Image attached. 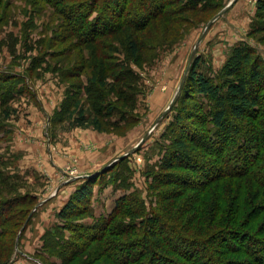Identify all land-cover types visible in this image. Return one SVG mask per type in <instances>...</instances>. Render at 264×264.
Here are the masks:
<instances>
[{"label":"trees","instance_id":"1","mask_svg":"<svg viewBox=\"0 0 264 264\" xmlns=\"http://www.w3.org/2000/svg\"><path fill=\"white\" fill-rule=\"evenodd\" d=\"M41 1L54 9L69 37L95 45L91 50L94 61L95 49H103L99 40L117 28L143 33L162 19L170 24L188 12L209 8L219 11L224 7L220 6L221 0ZM254 18L257 23L264 19V0H257ZM114 19L117 22L113 24ZM257 23L249 36L264 29V25L257 27ZM132 42L127 45L135 54L136 43ZM253 51L244 45L234 48L214 77L202 71L204 59H193L181 93L164 117L172 114L163 136L168 144L165 141L161 145L157 169L148 174V195L155 193L154 207L148 209L135 191L118 198L109 214L95 218L94 224L82 226L77 222L85 217L94 219L90 205L95 187H116L120 181V187L127 188L128 178L123 173L132 154L118 158L90 174V178L75 180V191L57 216L62 225L55 228L50 239V234L46 235L44 254L33 259L41 264H264V64ZM124 60H111L107 66L99 64L95 83L90 80L103 93L101 87L108 85L111 71L112 92L121 104L128 102L129 97L133 103V82L138 79L135 71L124 66ZM119 68L123 72H118ZM28 79L0 72V108L7 109L5 104L9 100L24 93V80ZM6 81L10 84L5 85ZM117 83H122L128 92L123 94L121 88L114 86ZM187 90L197 103L202 125L200 131L185 126L184 137L178 136L184 127L179 111ZM91 96L90 107L95 115L87 114L79 101L72 106L77 127L97 129L98 117L102 115L111 121L109 126L127 124L121 110L117 111V103L104 107L103 101L109 96ZM2 114L5 120L9 118L8 110ZM107 174L110 177L102 184ZM162 187L172 189L160 192ZM16 204L1 202L0 236L11 218L24 216L26 220L30 214L31 208L14 213ZM14 243L15 238L11 254L0 264H11L17 254ZM47 255L58 262L49 261Z\"/></svg>","mask_w":264,"mask_h":264},{"label":"rangeland","instance_id":"2","mask_svg":"<svg viewBox=\"0 0 264 264\" xmlns=\"http://www.w3.org/2000/svg\"><path fill=\"white\" fill-rule=\"evenodd\" d=\"M230 1L219 3L225 7ZM256 2L237 0L210 26L194 57L204 59L201 67L207 75L216 76L233 49L241 45L253 49L254 56L264 64V29L253 36L248 35L258 22H254ZM211 9L188 12L170 24L162 19L143 33L132 28H117L113 34L99 40L103 49H95L97 59L94 61L91 50L95 45L82 44L69 37L60 17L43 1L0 0V72L29 78L24 80L27 83V87H23L24 93L9 100L5 104L7 109L0 108V208L1 202L11 206L17 203L14 213L30 208L32 212L35 206L52 197L34 211L21 233L27 220L24 216H15L4 226L0 236V261H5L11 254L12 242L14 238L16 242L20 234L17 248L14 243L17 254L11 264H38L33 258L44 254L46 235L50 234V239L55 228L62 225L57 216L75 191V178L89 166L94 169L89 172L107 167L132 150L148 133L145 142L132 153L124 167L127 188L120 187V181L116 187L111 184L101 190L95 187L90 205L94 219L85 217L77 222L82 226L94 224L95 218L109 214L118 198L135 191L148 209L154 207L155 193L152 191V195H148V174L157 169L159 150L166 141L163 136L172 121V114L152 127L172 100L205 25L221 10ZM106 14L111 15L110 12ZM260 25H264V19L257 23V27ZM128 41L136 43L135 54L130 52ZM105 56L108 61H104ZM115 59L119 62L125 59L127 64L124 66L138 74V79L133 82L136 86L133 103L129 97L128 102L121 104L112 92L111 71L108 85L101 87L103 93L97 91V84H90V80L94 82L98 76L99 64L107 66ZM120 71L123 69L119 68ZM4 84L9 85L10 81ZM114 86L121 88L123 94L128 92L122 83ZM34 94L38 95L39 102ZM99 94L109 96L103 101L104 107L117 103V111L121 110L126 125L109 126L111 121L106 115L98 117L100 125L97 129L75 125L76 114L72 107L75 101H79L87 114L95 115L89 97ZM191 98L187 90L179 111L184 127L178 136L187 137L185 126L200 131L201 113ZM200 102L205 104L203 100ZM3 110H8L6 120ZM111 120H115L114 117ZM51 157L59 164L60 171L51 168L48 162ZM109 177L107 174L102 184ZM64 182L68 183L63 185ZM60 183L62 186L55 192ZM171 189L162 187L160 192ZM17 224L21 227L14 229ZM64 235L68 237L69 234L65 232ZM48 255L49 261H57Z\"/></svg>","mask_w":264,"mask_h":264},{"label":"water","instance_id":"3","mask_svg":"<svg viewBox=\"0 0 264 264\" xmlns=\"http://www.w3.org/2000/svg\"><path fill=\"white\" fill-rule=\"evenodd\" d=\"M237 0H231L225 7H223L216 15H214L213 16V18H211L208 22H207V24L205 25V27H204V29H203V31H202V33L200 34V36H199V38H198V40H197V42H196V44L193 46V48H192V51H191V53H190V56H189V59H188V61H187V64H186V67H185V69H184V72H183V76H182V78H181V80H180V82H179V85H178V87H177V89H176V92H175V94H174V96H173V98H172V100L170 101V103H169V105H168V107L166 108V110L161 114V116L156 120V122L154 123V125H153V127L152 128H154V127H156L157 125H158V123L169 113V111L171 110V108L175 105V103H176V101H177V99H178V97H179V95H180V93H181V90H182V87H183V84H184V81H185V78H186V75H187V73H188V70H189V68H190V66H191V64H192V62H193V59H194V57H195V54H196V52H197V49H198V47H199V45H200V43L202 42V40L204 39V37H205V35H206V33H207V31L209 30V28H210V26L217 20V19H219L220 17H222L228 10H229V8L236 2ZM149 134V133H148ZM148 134H146L142 139H141V141L132 149V150H130L129 152H127V153H125L124 155H122L121 157H119V159H122V158H124V157H126V156H129V155H131L136 149H138L140 146H141V144H143L144 142H145V140H146V138H147V136H148ZM118 160V158L116 159V160H114L112 163H114L115 161H117ZM112 163H110V164H112ZM109 166V165H108ZM104 169V168H103ZM85 177H91V176H85ZM66 183H68V182H66ZM58 191V189L55 191V192H57ZM47 201V199L46 200H43L41 203H39L37 206H35V208L33 209V211L32 212H30V214H29V216H28V218H27V220H26V222H25V224L23 225V227L21 228V231H20V233L24 230V228H25V226H26V224H27V222H28V220L30 219V217L32 216V214L34 213V211L39 207V206H41V205H43L45 202ZM19 235L20 234H18V236H17V238H16V242H15V247L17 248V245H18V238H19ZM34 260V259H33ZM35 261V260H34ZM35 262H37L38 264H40L38 261H35Z\"/></svg>","mask_w":264,"mask_h":264},{"label":"crops","instance_id":"4","mask_svg":"<svg viewBox=\"0 0 264 264\" xmlns=\"http://www.w3.org/2000/svg\"><path fill=\"white\" fill-rule=\"evenodd\" d=\"M36 95V96H35ZM34 98L39 102V98H38V95L37 94H34ZM41 103V102H40ZM46 121V120H45ZM104 155V154H103ZM104 158V157H103ZM102 158V159H103ZM50 159V160H49ZM48 159V162H49V164H50V166H51V168H53V171H60L61 170V168L59 167V164L55 161V163L53 162V160H52V157L51 158H49ZM87 167V166H86ZM85 167V168H86ZM94 170L93 168H91L90 166L87 168V169H85V171H82L83 172V174L82 175H80V176H78L76 179H80V178H84L85 176H87V175H90V174H93V173H95V172H97L98 170H100V169H98V170H95V171H91V172H89L90 170ZM89 172V173H88ZM66 184V182H64L63 183V185H65ZM62 186V184L60 183V185H58V187L56 188V190L58 189L59 190V188ZM55 190V191H56ZM50 198H52V197H50ZM50 198H49V200H50ZM48 200V199H47ZM46 203V202H45ZM44 203V204H45Z\"/></svg>","mask_w":264,"mask_h":264}]
</instances>
